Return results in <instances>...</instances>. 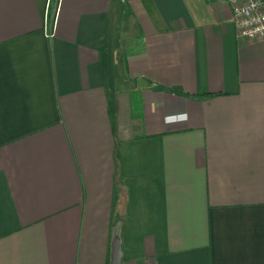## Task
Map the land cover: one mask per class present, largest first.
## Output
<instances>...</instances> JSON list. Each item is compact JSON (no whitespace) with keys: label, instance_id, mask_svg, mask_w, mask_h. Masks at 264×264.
<instances>
[{"label":"crops","instance_id":"0c3cea01","mask_svg":"<svg viewBox=\"0 0 264 264\" xmlns=\"http://www.w3.org/2000/svg\"><path fill=\"white\" fill-rule=\"evenodd\" d=\"M0 264H264V39L223 0H0Z\"/></svg>","mask_w":264,"mask_h":264},{"label":"built area","instance_id":"2783aa9c","mask_svg":"<svg viewBox=\"0 0 264 264\" xmlns=\"http://www.w3.org/2000/svg\"><path fill=\"white\" fill-rule=\"evenodd\" d=\"M228 6L237 35L264 39V0H223Z\"/></svg>","mask_w":264,"mask_h":264},{"label":"water","instance_id":"95a60500","mask_svg":"<svg viewBox=\"0 0 264 264\" xmlns=\"http://www.w3.org/2000/svg\"><path fill=\"white\" fill-rule=\"evenodd\" d=\"M143 82H144V81H143V80H141V79L138 81V83H139V84H142Z\"/></svg>","mask_w":264,"mask_h":264}]
</instances>
